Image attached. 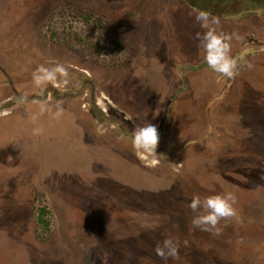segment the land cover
<instances>
[{"label":"rangeland","instance_id":"rangeland-1","mask_svg":"<svg viewBox=\"0 0 264 264\" xmlns=\"http://www.w3.org/2000/svg\"><path fill=\"white\" fill-rule=\"evenodd\" d=\"M188 1L0 0V264H264V15L210 13L240 37L229 79L195 39L210 7ZM58 64L67 77L38 88ZM147 123L145 160L131 141ZM225 192L221 234L194 228L191 198ZM166 236L175 259L156 254Z\"/></svg>","mask_w":264,"mask_h":264},{"label":"clouds","instance_id":"clouds-1","mask_svg":"<svg viewBox=\"0 0 264 264\" xmlns=\"http://www.w3.org/2000/svg\"><path fill=\"white\" fill-rule=\"evenodd\" d=\"M195 22L203 29V31H198L195 34V39L198 42V48L203 52V60L208 68L226 78H234L242 65L231 55V41L240 39L239 34L218 31L221 23L220 19L213 17L207 11L196 13ZM247 66L251 67L250 64ZM58 74L63 77L68 75L67 70L62 65L58 64L51 68L41 65L33 72L32 76L34 84L43 89L47 84L55 83ZM63 82L66 84L67 80L65 79ZM44 110V108L41 109V111ZM61 114L62 108L58 107L54 116L58 117ZM159 139L160 133L157 125L147 123L135 129L131 142L133 149L147 160L157 154L156 149ZM235 203L236 198L230 192L208 196L203 199L198 195H194L188 205L192 212L196 213L191 220L193 227L219 236L222 232L221 227H219L220 221L236 215ZM178 252L179 241L172 236H166L162 241V245L156 248V254L164 260L177 258Z\"/></svg>","mask_w":264,"mask_h":264},{"label":"trees","instance_id":"trees-1","mask_svg":"<svg viewBox=\"0 0 264 264\" xmlns=\"http://www.w3.org/2000/svg\"><path fill=\"white\" fill-rule=\"evenodd\" d=\"M196 1H201L204 6L208 5L210 10L207 11L217 16L243 17L252 13H258L261 16L264 15V0H189L188 2ZM222 9H224L223 12L221 11ZM125 55L126 54H123V56ZM128 59L129 56L127 59H124L123 62L128 63ZM36 208L39 224L45 226L47 229L48 225L51 223V209L40 200H38Z\"/></svg>","mask_w":264,"mask_h":264},{"label":"crops","instance_id":"crops-1","mask_svg":"<svg viewBox=\"0 0 264 264\" xmlns=\"http://www.w3.org/2000/svg\"><path fill=\"white\" fill-rule=\"evenodd\" d=\"M30 102H32V103H35V104H37V103H39V102H50V99L49 98H45V99H43V100H38V101H30ZM78 128H79V130H78V138H82V125H78ZM78 142H79V139H78ZM56 146H58L57 144H56ZM56 166H58V164L56 165ZM52 167H53V165H52ZM49 172H51V171H46V172H43V175H41V174H38V175H36L35 176V179H33V184H34V187H37V188H41L42 189V191H44L45 192V190H46V181H47V176L48 177H50L51 175H48L47 173H49ZM47 174V175H46ZM52 174V173H51Z\"/></svg>","mask_w":264,"mask_h":264}]
</instances>
